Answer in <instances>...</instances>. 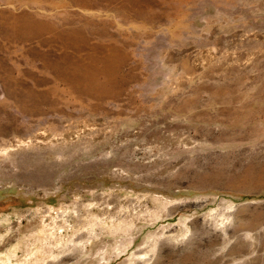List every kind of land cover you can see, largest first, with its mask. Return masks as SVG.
<instances>
[{
    "label": "rangeland",
    "instance_id": "374dc122",
    "mask_svg": "<svg viewBox=\"0 0 264 264\" xmlns=\"http://www.w3.org/2000/svg\"><path fill=\"white\" fill-rule=\"evenodd\" d=\"M0 264H264V0H0Z\"/></svg>",
    "mask_w": 264,
    "mask_h": 264
}]
</instances>
